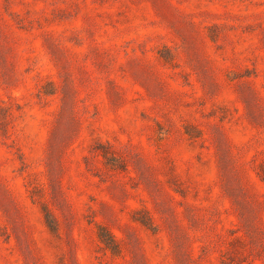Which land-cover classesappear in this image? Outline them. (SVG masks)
I'll list each match as a JSON object with an SVG mask.
<instances>
[{"label": "rangeland", "instance_id": "rangeland-1", "mask_svg": "<svg viewBox=\"0 0 264 264\" xmlns=\"http://www.w3.org/2000/svg\"><path fill=\"white\" fill-rule=\"evenodd\" d=\"M0 264H264V0H0Z\"/></svg>", "mask_w": 264, "mask_h": 264}]
</instances>
